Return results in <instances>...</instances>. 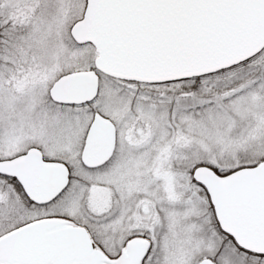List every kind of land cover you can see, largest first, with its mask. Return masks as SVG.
<instances>
[{"label":"snow or ice","instance_id":"6c2138e0","mask_svg":"<svg viewBox=\"0 0 264 264\" xmlns=\"http://www.w3.org/2000/svg\"><path fill=\"white\" fill-rule=\"evenodd\" d=\"M0 264H264V0H0Z\"/></svg>","mask_w":264,"mask_h":264}]
</instances>
